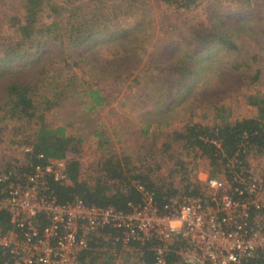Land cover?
<instances>
[{"label":"trees","instance_id":"obj_1","mask_svg":"<svg viewBox=\"0 0 264 264\" xmlns=\"http://www.w3.org/2000/svg\"><path fill=\"white\" fill-rule=\"evenodd\" d=\"M16 1L18 5L13 6L11 0H0V111L8 116V122H18L14 128L19 137L8 140L9 144L30 147V151L23 154L21 162L14 167L16 176L22 178L35 163H43L45 159H62L64 179L47 176V186L60 203L79 198L87 204L111 205L126 210L128 202L135 204L140 199L136 185L149 191L156 205L182 194L200 197L201 185L184 178V175L183 186L177 188L171 180L153 179L151 169L132 166L130 160L114 154H105L106 158L97 165L98 175L92 181L82 179L77 158L82 138L73 133L70 124L54 125L47 117L52 110L58 112L61 104L71 100L75 94H85V100H82L85 110L94 114L111 100L95 84L97 82H85L77 90L79 76L75 68L84 72V59L88 57V51L102 41L101 38L112 43L108 62L104 61L105 68L110 67L111 58H121L117 54L119 46L129 52L144 54L141 75L148 69L156 74L147 89L154 86L158 92L163 90V94L170 95L172 89L176 93L195 78L194 65L200 52L214 44L228 50L236 48L230 33L215 28L182 30L174 22L167 21L159 24L164 27H159L161 36L149 42L146 39L148 33L143 32L147 28L137 18L139 11L136 4L141 0ZM156 1L184 10L194 9L201 2ZM133 11L135 14H132ZM216 25L219 24L213 22L211 26ZM93 70L103 74L98 67ZM93 70H87L88 75ZM138 78L135 73L131 83L140 89L144 81ZM245 102L255 109L254 116L233 121L222 119L219 124L213 125L186 123L180 129L171 130L170 140L181 141L185 148L194 149L197 156L205 159L211 168L209 176L217 173L226 176L227 160L239 153L242 146L254 148L257 152L264 151V94H248ZM90 120L92 116L87 115L86 121ZM146 132V129L141 131ZM92 135L105 137L101 131H93ZM97 142L103 144L105 139ZM38 155L44 159L38 158ZM173 164L178 171H186L181 160L176 159ZM9 166L6 163L4 169ZM4 186L5 183L0 182V197L4 194ZM9 228L7 213L0 211V234ZM154 244L155 240L142 244L128 242L124 246L120 230L105 226L93 234L78 261L79 264H113L116 259L126 261L131 258L133 264H154L151 251ZM179 245L181 243L177 242L168 247L166 264L180 263L176 253ZM0 264H14L9 259L7 261V253L1 249ZM240 264H264V253L257 251L251 256H244Z\"/></svg>","mask_w":264,"mask_h":264},{"label":"rangeland","instance_id":"obj_2","mask_svg":"<svg viewBox=\"0 0 264 264\" xmlns=\"http://www.w3.org/2000/svg\"><path fill=\"white\" fill-rule=\"evenodd\" d=\"M11 2L13 6L18 5L15 0ZM136 8L139 11L137 18L147 28L143 32L148 33L146 39L149 42L161 36L159 27L163 26L159 24L168 21L182 30L195 27L227 31L236 48L228 50L214 44L200 52L194 65L195 78L181 90L175 93L172 89L167 95L163 90L158 92L154 86L147 89L156 74L148 69L141 75L144 54L131 53L119 46L117 54L121 58H111L110 67L105 68L104 61L108 62L112 43L101 38L102 41L88 51L82 67L84 72L75 68L79 76L77 90L85 82H97L95 84L111 100L94 114L85 110L82 101L85 94H75L71 100L61 104L58 112L52 110L48 113L47 120L54 125L70 124L73 133L82 138L77 158L80 177L86 181H92L98 175L97 165L106 158L105 154H114L127 158L132 166L151 169L153 179L171 180L177 188L184 184L181 182L183 175L199 184V178L210 175V166L197 156L194 149L185 148L181 141H171V132L186 123L213 125L222 119L233 121L255 115V109L246 104L245 98L255 92L264 94V0H201L191 10L175 9L156 0H141ZM213 22L219 25L211 26ZM97 67L102 75L93 70ZM90 69L93 71L88 75L87 70L90 72ZM135 73L139 80L144 81L140 89L131 83ZM109 110L110 113L107 112ZM87 115L92 116L89 122L86 121ZM7 117L0 111V166L22 160L17 144H9L8 141L18 139V131L14 128L18 122H8ZM144 129L147 132L141 133ZM93 131H101L105 137L98 138L92 135ZM104 139L103 144L97 142ZM176 159L183 162L185 172L174 166ZM214 176L222 177L219 173ZM201 190L203 192L202 185ZM113 264L133 262L131 258L126 261L119 258Z\"/></svg>","mask_w":264,"mask_h":264},{"label":"built area","instance_id":"obj_3","mask_svg":"<svg viewBox=\"0 0 264 264\" xmlns=\"http://www.w3.org/2000/svg\"><path fill=\"white\" fill-rule=\"evenodd\" d=\"M16 148L22 159L30 151L25 145ZM20 162L0 166L5 183L0 211L10 225L0 234V249L14 264H79L80 253L105 226L120 230L124 246L155 240L154 264H166L168 247L177 242L179 264H240L244 256L264 253V151L242 146L227 160L226 176L199 178L200 197L182 194L156 205L152 194L136 185L140 199L128 202L126 210L79 198L60 203L47 176L63 180L64 161L45 159L18 178L14 167Z\"/></svg>","mask_w":264,"mask_h":264}]
</instances>
